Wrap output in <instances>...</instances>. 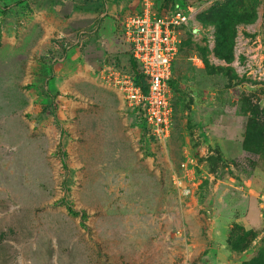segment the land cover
I'll return each mask as SVG.
<instances>
[{
    "label": "rangeland",
    "instance_id": "rangeland-1",
    "mask_svg": "<svg viewBox=\"0 0 264 264\" xmlns=\"http://www.w3.org/2000/svg\"><path fill=\"white\" fill-rule=\"evenodd\" d=\"M142 3L0 0V264H264V0L192 3L165 143L103 73Z\"/></svg>",
    "mask_w": 264,
    "mask_h": 264
},
{
    "label": "built area",
    "instance_id": "built-area-1",
    "mask_svg": "<svg viewBox=\"0 0 264 264\" xmlns=\"http://www.w3.org/2000/svg\"><path fill=\"white\" fill-rule=\"evenodd\" d=\"M194 1L160 12L152 0H142L141 9L122 20L124 40L145 79L146 91L130 69L110 66L103 71L104 77L121 90L130 109L141 115L148 137L157 142H167L173 133L172 74L183 33L190 29L197 13ZM182 166L187 168L185 163Z\"/></svg>",
    "mask_w": 264,
    "mask_h": 264
},
{
    "label": "trees",
    "instance_id": "trees-1",
    "mask_svg": "<svg viewBox=\"0 0 264 264\" xmlns=\"http://www.w3.org/2000/svg\"><path fill=\"white\" fill-rule=\"evenodd\" d=\"M130 67H131L132 73L136 75L138 84H140L143 87L144 91H146L145 79H144L143 75L139 73L138 64H137L136 60L132 56L130 58ZM69 210H71L70 207H69Z\"/></svg>",
    "mask_w": 264,
    "mask_h": 264
},
{
    "label": "crops",
    "instance_id": "crops-1",
    "mask_svg": "<svg viewBox=\"0 0 264 264\" xmlns=\"http://www.w3.org/2000/svg\"><path fill=\"white\" fill-rule=\"evenodd\" d=\"M192 1H194V0H192ZM190 2H191V0H190ZM193 3V2H192ZM164 11H167L166 9H164L163 11H160V12H164ZM121 33H122V30H121ZM123 35V34H122ZM127 43V42H126ZM127 46H129L128 45V43H127ZM129 48V51H130V58H131V50H130V46L128 47ZM175 65V64H174ZM128 69H130L131 70V67L130 68H128ZM173 75V74H172ZM173 80H174V75H173V79H172V86H173ZM174 89V88H173ZM174 99H175V90H174ZM126 101V100H125ZM127 103V102H126ZM173 131H174V129H173Z\"/></svg>",
    "mask_w": 264,
    "mask_h": 264
}]
</instances>
